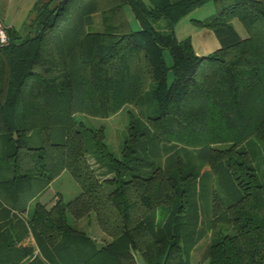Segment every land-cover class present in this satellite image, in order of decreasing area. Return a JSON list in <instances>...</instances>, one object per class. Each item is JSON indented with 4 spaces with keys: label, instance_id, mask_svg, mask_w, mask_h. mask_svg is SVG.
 Masks as SVG:
<instances>
[{
    "label": "trees",
    "instance_id": "1",
    "mask_svg": "<svg viewBox=\"0 0 264 264\" xmlns=\"http://www.w3.org/2000/svg\"><path fill=\"white\" fill-rule=\"evenodd\" d=\"M205 1L34 0L21 31L4 25L0 264H190L207 232L200 263L264 264V2L209 0L212 13L191 20L218 46L196 54L174 26ZM124 103L136 114L119 157L101 127L87 149L74 114ZM62 169L78 193L41 202ZM66 212H92L109 239L70 226Z\"/></svg>",
    "mask_w": 264,
    "mask_h": 264
},
{
    "label": "rangeland",
    "instance_id": "2",
    "mask_svg": "<svg viewBox=\"0 0 264 264\" xmlns=\"http://www.w3.org/2000/svg\"><path fill=\"white\" fill-rule=\"evenodd\" d=\"M146 1V0H145ZM34 0H0V17L4 20L6 25H10L13 29L21 31L23 22L27 19L28 9L32 6ZM214 7L211 1H205L203 4L195 7L187 16H207L212 13ZM3 11V14L1 13ZM124 15L132 29L138 28V23L134 18L132 12L127 5L123 6ZM94 24L89 26L90 29L98 28V14H94ZM184 20V21H183ZM187 17H184L181 23H178L176 29L174 28L175 36L183 37L185 35V27ZM184 22V23H183ZM231 23L239 35L243 36L245 30L241 23L236 18L231 19ZM164 60L166 65L170 64V57L167 51L164 52ZM171 78V71L167 68L166 79L169 81ZM135 108L129 104H122L116 111L107 116H92L85 113H75V120L81 123L82 135L84 143L87 149L93 148V139L90 136V130L101 127L102 141L106 145V148L113 156L119 157L120 148L127 134L128 121L131 115H135ZM258 160L254 157V162ZM255 172L262 181L264 179V163H256ZM79 191L77 183L74 181L69 171L62 169L55 177H53L46 189L39 195L38 199L41 202L49 204L52 202L56 194L60 195L63 201L71 199ZM32 202H29L27 210L30 211L32 207ZM162 209L157 207L155 210V217L157 220L161 219ZM66 220L70 226L85 231L89 236H91L97 242H105L109 237L102 232L97 226L93 213L89 212L87 215H82L79 217H72L69 212H66ZM209 232L201 236L193 245L189 252V262L190 264H204L198 261L199 250L203 247L208 239Z\"/></svg>",
    "mask_w": 264,
    "mask_h": 264
},
{
    "label": "crops",
    "instance_id": "3",
    "mask_svg": "<svg viewBox=\"0 0 264 264\" xmlns=\"http://www.w3.org/2000/svg\"><path fill=\"white\" fill-rule=\"evenodd\" d=\"M261 1L264 2V0ZM1 13L3 14V11ZM184 17H187V20H185L187 21L185 22L187 27L184 26L186 32L185 35H189L192 48L196 54H205L215 49L218 46L217 39L210 28L204 26H198L191 20V18H202L204 16H200V15L187 16L186 14L175 23L174 26L175 29L178 23H181L180 21H182ZM0 20L5 26H10L4 23L2 17H0Z\"/></svg>",
    "mask_w": 264,
    "mask_h": 264
},
{
    "label": "built area",
    "instance_id": "4",
    "mask_svg": "<svg viewBox=\"0 0 264 264\" xmlns=\"http://www.w3.org/2000/svg\"><path fill=\"white\" fill-rule=\"evenodd\" d=\"M7 41V34L4 28V24L0 20V43H4Z\"/></svg>",
    "mask_w": 264,
    "mask_h": 264
}]
</instances>
